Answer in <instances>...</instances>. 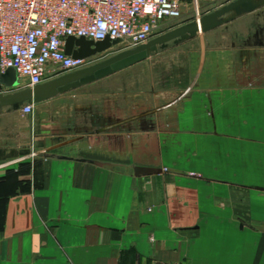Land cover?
Segmentation results:
<instances>
[{"label":"crops","instance_id":"0c3cea01","mask_svg":"<svg viewBox=\"0 0 264 264\" xmlns=\"http://www.w3.org/2000/svg\"><path fill=\"white\" fill-rule=\"evenodd\" d=\"M178 1L172 27L232 0ZM168 51L182 86L0 113V264H264V6Z\"/></svg>","mask_w":264,"mask_h":264},{"label":"built area","instance_id":"2783aa9c","mask_svg":"<svg viewBox=\"0 0 264 264\" xmlns=\"http://www.w3.org/2000/svg\"><path fill=\"white\" fill-rule=\"evenodd\" d=\"M178 0H0V95L14 91L1 76L8 69L28 87L83 67L87 59L64 53L65 38H121L119 49L148 42L161 24L181 17ZM31 113L33 104H25Z\"/></svg>","mask_w":264,"mask_h":264},{"label":"water","instance_id":"95a60500","mask_svg":"<svg viewBox=\"0 0 264 264\" xmlns=\"http://www.w3.org/2000/svg\"><path fill=\"white\" fill-rule=\"evenodd\" d=\"M262 6H264V0H232L194 20L160 33L144 44L111 53L91 65L63 73L33 87H20L15 71L8 69L1 76V81L6 86L13 87L14 91L0 95V113L4 109L18 110L25 103H38L71 89L103 79L148 59L152 55L167 49L170 45L181 43L200 33L210 31ZM121 41V38L106 37L101 41H93L83 36H68L65 38L64 53L74 59H87L107 53ZM160 171V168L134 167L136 175H151Z\"/></svg>","mask_w":264,"mask_h":264},{"label":"rangeland","instance_id":"374dc122","mask_svg":"<svg viewBox=\"0 0 264 264\" xmlns=\"http://www.w3.org/2000/svg\"><path fill=\"white\" fill-rule=\"evenodd\" d=\"M180 18L170 19V20L163 22L160 28L158 29L159 34L174 28L170 26L171 22H173L174 20H178ZM172 46L173 45H170L167 49L161 51L165 53H162V54L157 53L159 55L157 54L152 55L150 59L146 61V63H141L139 65H132L128 67V69H125L124 71H119L118 73L112 75L111 80L108 82L112 81V83L114 82L117 85L122 83L123 85L128 86L131 91H136L137 88L139 89L142 87H145V88L149 87V85H151L153 82V75H154L156 76V80L159 81V85L163 87L174 86L176 85L175 84L176 81L179 82L178 86H182V83L185 79L184 73H182L185 67V63L182 60V62L184 63L183 69L180 70L181 73H178L175 69L174 61L170 62L169 60L170 51L167 52V50L171 48ZM119 47L121 46L118 45L114 47L113 49H110L107 53L114 52L117 49L119 50ZM95 58L96 57L91 58V60H94ZM177 73L181 74V76L177 77ZM100 82H103V81H100ZM128 105H129V111H131L129 112V114L132 113V111L143 110L145 107L144 103H143V106H141V104H139L138 106L136 99L128 100ZM191 175L197 176V177L200 176V174H195V173ZM246 175L247 174H241V180H244V179L246 180L247 179Z\"/></svg>","mask_w":264,"mask_h":264},{"label":"flooded vegetation","instance_id":"af4514ba","mask_svg":"<svg viewBox=\"0 0 264 264\" xmlns=\"http://www.w3.org/2000/svg\"><path fill=\"white\" fill-rule=\"evenodd\" d=\"M111 53H113V52H111ZM111 53H106V54H103V55L95 58L94 60H90L85 65H83V67L88 66V65H91V64H93V63H95V62H97V61H99V60H101V59L109 56V54H111Z\"/></svg>","mask_w":264,"mask_h":264},{"label":"bare ground","instance_id":"6f19581e","mask_svg":"<svg viewBox=\"0 0 264 264\" xmlns=\"http://www.w3.org/2000/svg\"><path fill=\"white\" fill-rule=\"evenodd\" d=\"M113 48H114V46H113L111 49H113ZM121 50H124V49H119V50L117 49V50L114 51V52H118V51H121ZM114 52H113V53H114ZM90 58H91V57H90Z\"/></svg>","mask_w":264,"mask_h":264}]
</instances>
